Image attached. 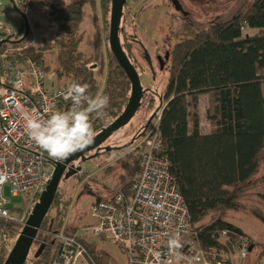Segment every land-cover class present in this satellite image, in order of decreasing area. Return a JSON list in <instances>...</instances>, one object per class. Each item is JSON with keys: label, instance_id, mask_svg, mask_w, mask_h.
<instances>
[{"label": "trees", "instance_id": "16d2710c", "mask_svg": "<svg viewBox=\"0 0 264 264\" xmlns=\"http://www.w3.org/2000/svg\"><path fill=\"white\" fill-rule=\"evenodd\" d=\"M99 1L102 17H105L112 0ZM87 4L95 9L97 3L96 0H76L64 8L49 5L52 10L49 17L57 31L43 38L41 47H27L24 54L44 65L45 52L54 49L57 51L55 74L58 79L87 83L93 97L109 96L107 115L102 119L94 114L92 117L97 135L125 110L131 95V82L110 48L104 55L98 33L94 35L93 55L86 57L81 51L80 30ZM184 24L185 36L170 53V78L162 98L163 106L156 113V116L160 113V154L169 159L170 172L177 180L196 239L206 255L212 250L229 252L242 237H247L252 250L257 245L263 248V256L264 244L254 241L230 221L228 215L242 213L264 223V0H253L229 20L202 29L187 20ZM17 36L13 34L11 42L22 45L24 39L14 40ZM93 63L105 75L103 82L93 73ZM48 69L45 66V71ZM205 94L212 97L213 103L208 112L213 125L209 133H203L200 127L199 98ZM70 107L71 101L61 103L58 111ZM142 150L143 146L130 153L124 164L122 160L126 174L119 178L121 188L110 196L117 191L130 195ZM109 152L103 150L99 155ZM59 197L58 192L35 241L46 247L39 257L36 256L38 250L32 259L29 255L26 264H51L52 248L48 240L41 238V232L48 228L55 234L57 232L53 231L63 225L64 214L57 209ZM54 208L59 213L49 221ZM22 229L20 225L0 221V264H4L11 241ZM78 230L80 227L65 232ZM86 246L99 264H108V255L97 250L93 240L87 241Z\"/></svg>", "mask_w": 264, "mask_h": 264}, {"label": "built area", "instance_id": "2783aa9c", "mask_svg": "<svg viewBox=\"0 0 264 264\" xmlns=\"http://www.w3.org/2000/svg\"><path fill=\"white\" fill-rule=\"evenodd\" d=\"M4 0H0V8ZM26 14L33 0H11ZM13 32L0 24V221L25 226L29 214L18 217L10 198L31 194L29 207L47 190L59 161L50 158L25 131L28 118H47L58 111L72 82L46 86L45 66L26 57L27 47L11 42ZM160 116L145 130L139 171L130 195L121 191L95 202L94 222L76 233H55L51 264H98L86 242L102 239L119 245L127 264H236L251 252V241L242 237L229 252L206 255L197 239L187 204L170 172V162L160 154ZM178 237L181 248L170 252L169 239Z\"/></svg>", "mask_w": 264, "mask_h": 264}, {"label": "rangeland", "instance_id": "374dc122", "mask_svg": "<svg viewBox=\"0 0 264 264\" xmlns=\"http://www.w3.org/2000/svg\"><path fill=\"white\" fill-rule=\"evenodd\" d=\"M76 0H33L26 14L18 10L13 1L4 0L0 8V24L17 34V39L23 40L21 46L41 47L42 39L53 35L57 30L51 22L49 5L56 8H64ZM253 0H178L183 12L175 10L170 0H126L124 18L122 22L121 42L132 64L136 67L143 90H148L142 101V106L133 120L111 138L104 147L116 149L113 152L101 154L94 158H88L85 162L76 164L82 168L84 174L63 179L60 184L57 204L64 214L63 225L55 232L63 230L73 231L76 227H83L94 222L93 206L98 198L109 197L119 188V178L126 172L122 169V160L127 159L130 153L136 152L145 138V130L149 124L155 123L160 116L157 115L163 106L162 98L165 96L166 86L170 78V53L173 47L180 42L186 33L185 21L194 27L202 29L210 24L224 22L248 7ZM95 9L91 4L84 7V21L81 25L80 35L83 37L81 51L86 57L93 55L94 35L98 33L102 41L104 55L109 47V27L111 17L110 4L106 16L102 17L101 4L96 0ZM28 29V31H27ZM44 65L49 66L46 71V86L51 87L55 81L57 67V51L50 50L44 54ZM95 63V62H94ZM91 64L93 73L99 80L104 81L105 75L101 73L97 64ZM68 82L66 80L64 83ZM56 85L61 82L56 81ZM199 115L200 127L203 133L213 130V125L208 119V112L212 108V97L209 94L200 96ZM134 143L130 146V144ZM94 155V152L89 154ZM7 197L10 198V208L15 210L18 217L31 214L33 208L29 207L31 194H19L11 197L7 188ZM54 208L50 212L49 221L57 218L58 210ZM228 219L240 226L254 241L264 244V223L254 217L242 213H230ZM17 225V224H16ZM54 234L45 228L41 232V238L48 240L51 246L52 257L54 255ZM17 238H13L8 247L7 256L15 245ZM92 242V240H91ZM97 250L108 255V264H126L127 257L119 245L102 239H93ZM35 242L30 259L39 250L40 245ZM248 255V258L236 264H264V255L261 256L262 247L256 246ZM97 261V260H96ZM83 264V263H79ZM99 264V263H98Z\"/></svg>", "mask_w": 264, "mask_h": 264}, {"label": "water", "instance_id": "95a60500", "mask_svg": "<svg viewBox=\"0 0 264 264\" xmlns=\"http://www.w3.org/2000/svg\"><path fill=\"white\" fill-rule=\"evenodd\" d=\"M172 3L177 11L183 12L178 0H172ZM125 4L126 0H112L109 27V47L131 82V95L127 106L125 107L123 113L113 123L104 128L94 137V142L86 150L77 152L70 156L67 160L57 163L55 172L47 190L33 208L32 213L20 232L19 237L8 254L4 264L27 263L31 249L37 239L39 231L41 230V226L57 197L62 180L69 179L70 177L82 172V168L76 166L78 162H85L88 158H94L103 150L108 152L111 151L112 148H107L103 145L114 134L127 126L142 106L145 91L143 90L138 71L125 52L120 37ZM184 15L186 16L187 14L184 13ZM154 116H156V114ZM92 152H95L94 155L88 156ZM100 201V198L96 200V202ZM45 247V244L40 246L36 253L37 257L42 254Z\"/></svg>", "mask_w": 264, "mask_h": 264}, {"label": "clouds", "instance_id": "9594fccd", "mask_svg": "<svg viewBox=\"0 0 264 264\" xmlns=\"http://www.w3.org/2000/svg\"><path fill=\"white\" fill-rule=\"evenodd\" d=\"M65 99L71 101L68 110L52 112L47 118L33 115L25 124L31 140L59 162L86 150L94 142L93 114L96 118H104L110 103L107 95L93 97L87 83H73L68 87ZM167 246L170 252H175L181 248L179 238L169 239Z\"/></svg>", "mask_w": 264, "mask_h": 264}, {"label": "crops", "instance_id": "0c3cea01", "mask_svg": "<svg viewBox=\"0 0 264 264\" xmlns=\"http://www.w3.org/2000/svg\"><path fill=\"white\" fill-rule=\"evenodd\" d=\"M6 28V27H5ZM7 29V28H6ZM27 31H28V29H27ZM46 66V65H45ZM47 67H49V66H47ZM56 71V70H55ZM56 81H59V82H61V84H59V85H56L55 83H56ZM66 80H60V79H58V77L56 76V78H55V81H53L52 83H51V87H53V86H55V87H60V86H63L64 84H66V83H64ZM68 82H70V80H68ZM107 198V197H106ZM100 199H103V198H100ZM126 264H127V261H126Z\"/></svg>", "mask_w": 264, "mask_h": 264}, {"label": "flooded vegetation", "instance_id": "af4514ba", "mask_svg": "<svg viewBox=\"0 0 264 264\" xmlns=\"http://www.w3.org/2000/svg\"><path fill=\"white\" fill-rule=\"evenodd\" d=\"M171 1V4H172V6L175 8V6H174V4L172 3V0H170ZM175 10H176V8H175ZM177 11V10H176ZM180 14H182V16H184V17H187V15L185 16L184 15V13L183 12H181V11H178ZM122 22H123V19H122ZM121 28H122V25H121ZM122 31H123V28H122ZM145 95H146V93H145ZM144 95V96H145ZM104 146V145H103ZM95 153V152H94ZM88 156H90V155H88ZM79 163V162H78Z\"/></svg>", "mask_w": 264, "mask_h": 264}]
</instances>
